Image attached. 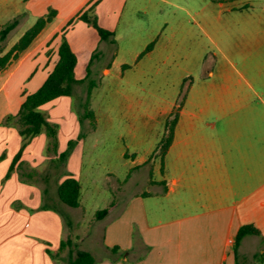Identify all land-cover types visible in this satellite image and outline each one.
I'll return each instance as SVG.
<instances>
[{"label": "crops", "instance_id": "0c3cea01", "mask_svg": "<svg viewBox=\"0 0 264 264\" xmlns=\"http://www.w3.org/2000/svg\"><path fill=\"white\" fill-rule=\"evenodd\" d=\"M123 3L124 0L98 3V8L104 7L100 24L115 33L116 43ZM75 12L73 9L48 25L18 59L11 60L0 71V214L11 212L25 216L23 211L10 208L18 197L34 210L39 209L43 205L42 191L46 194L48 190V183L43 186L42 182L51 184L50 177L55 173L51 201L69 220L67 222L62 214L37 210L35 228L51 230L40 235L42 239L37 243L40 259L49 264H59L56 258L61 242L68 239L74 243L69 249L68 264L77 249L90 251L96 264H237L234 241L239 228L247 224L257 227L261 235L249 234L242 239L240 264L257 261L256 255L264 252V96L256 101L252 95L234 91L228 84L219 85L212 79L204 80L201 86L194 79L187 84V78H191L189 71L181 73L172 82L173 89L166 103L157 110L156 122L161 131L156 147L151 144L142 154L117 153L133 165L124 185L139 171L146 170L145 183L153 190H135L123 202L112 201L108 205L107 214L98 219L103 251L99 257L85 247L86 237L75 231L83 226L81 198L80 206L72 207L63 203L57 193L58 184L67 177L64 176L67 172L80 181L78 170L73 168L82 162L85 142L68 156V166L73 171H66L64 165L54 161L60 160L64 152L59 142L54 151L50 149L49 140L42 138L44 134L41 138L35 137L9 172L22 138L20 136L17 144L10 146L7 138L16 130L6 125L5 119L17 114L26 95L38 90L52 72L59 59L63 34L77 55L75 73L79 79L87 76L93 54L97 58L105 45L116 44L111 39H102L93 26L82 20L63 30ZM158 49L159 45H154L149 55ZM117 58L114 53L112 61L103 67V75L113 74ZM209 75L214 76V71L210 70ZM185 84L188 85L187 96L162 164L156 157L158 142L166 118L179 106ZM86 85L77 86L79 99L85 96ZM62 97L69 96L48 103ZM96 129L97 125L93 130ZM49 161V172L43 177L41 166ZM59 167H64L60 173ZM157 167L158 178L154 176ZM61 176L64 177L61 179ZM12 219L8 217V223ZM46 242L56 246L52 259Z\"/></svg>", "mask_w": 264, "mask_h": 264}, {"label": "rangeland", "instance_id": "374dc122", "mask_svg": "<svg viewBox=\"0 0 264 264\" xmlns=\"http://www.w3.org/2000/svg\"><path fill=\"white\" fill-rule=\"evenodd\" d=\"M90 1L97 0H0V29L18 20L6 41V51L49 7L57 10V16L48 25L73 9H76L73 15L87 9ZM100 1L92 13L99 25L104 16V7L98 8ZM119 19L117 43L101 49L103 53L95 58L91 71L90 80L96 84L91 108L97 115V129L93 130L89 119L81 118L87 85L85 96L80 99L76 92L41 107L49 121L58 125V142L64 152L68 151L64 161L54 160L58 165L71 170L68 156L85 142L82 162L73 168L79 172L83 208L80 212L83 226L75 231L86 237L85 247L97 257L103 251L96 213L108 208L112 201L123 202L135 190H153L145 183L146 170L139 171L124 185L133 165L117 153L142 154L151 144L156 147L161 131L156 122L157 110L166 103L172 82L181 73L189 71L191 78H187V84L194 79L202 85L204 80L212 79L219 85L228 84L234 91L250 94L256 101L264 96V0H124ZM152 42L159 49L149 55L145 50ZM114 53L118 58L113 74L105 76L102 69L112 61ZM123 64L129 67L124 68ZM210 70L214 76L209 75ZM187 84L182 87L184 91ZM13 129L16 133L7 138L10 146L20 140L18 129L15 126ZM41 136L48 141L45 132L36 137ZM48 163L51 165L49 161L41 166L43 177L49 172ZM63 169L59 167V173ZM56 175L52 173L51 184L43 180L42 185L48 183V190L46 194L42 191L43 205L39 209L34 210L18 197L10 208L23 211L25 216L1 212L0 264H49L40 259L37 243L42 239L40 235L51 230H37L35 219L37 210H49L69 220L51 201ZM154 176L160 177L158 167ZM8 217H14L13 221L8 223ZM46 244L53 253L56 246ZM70 248L67 246L57 254V263L68 264Z\"/></svg>", "mask_w": 264, "mask_h": 264}, {"label": "trees", "instance_id": "16d2710c", "mask_svg": "<svg viewBox=\"0 0 264 264\" xmlns=\"http://www.w3.org/2000/svg\"><path fill=\"white\" fill-rule=\"evenodd\" d=\"M94 1L91 6L87 9H82L73 15L65 24L63 30L73 25L76 21L82 20L87 24L93 26L99 33L102 39H111L113 43H116L114 38L115 33L99 25L97 17L94 16L93 10L97 4ZM57 16V10L49 7L48 12L36 20V22L25 31V33L18 39V41L6 51V41L11 31L18 25V20L7 23L3 28L0 29V71L5 69L11 60H16L24 53L37 36L51 23ZM154 46V42L150 43L145 51H150ZM59 59L49 74L42 86L33 93L26 95L24 101L21 104L20 110L17 114H10L5 119L6 125L15 126L22 138V145L14 156L9 172L13 170L15 163L20 159L24 149L29 145L34 137L45 132L49 143L50 149L57 151L58 147V125L49 121L45 112L42 111L41 107L61 96H73L76 93V88L79 85L87 84V96L82 99L83 113L81 118L89 119L92 128L95 129L97 125L96 115L94 110L91 108V94L93 88L96 86L94 82L90 80L91 63L95 59L93 54L90 63L87 67V76L83 79H79L76 76L75 68L77 65V55L73 51L68 39L63 34L62 42L59 47ZM126 67V65H123ZM184 88V85H183ZM183 91V96L180 100L179 106L168 116L165 120L164 132L161 136L157 150L156 157L161 158L163 164L164 156L167 153L170 145L173 142L175 129L180 116V109L184 104L187 96V91ZM72 142V141H71ZM69 143V149L72 148V143ZM68 155V151L60 154V161H64ZM57 193L59 199L72 207L80 206L81 198V184L80 181L72 175H68L61 183L58 184ZM108 212V209L100 210L96 213L98 219L104 217ZM249 234L261 235L260 230L252 224L243 225L239 228L234 241V255L237 264H240L241 255L239 247L242 239ZM264 242V237H263ZM71 239L61 242L60 251L64 250L67 246H73ZM47 252L52 255L54 254L47 249ZM257 261L249 264H259L264 261V252L256 255ZM69 264H96L95 257L90 251L77 249L76 253L72 255Z\"/></svg>", "mask_w": 264, "mask_h": 264}]
</instances>
